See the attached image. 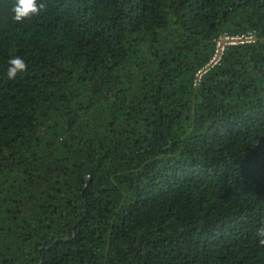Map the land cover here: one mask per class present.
Instances as JSON below:
<instances>
[{
	"label": "trees",
	"instance_id": "trees-1",
	"mask_svg": "<svg viewBox=\"0 0 264 264\" xmlns=\"http://www.w3.org/2000/svg\"><path fill=\"white\" fill-rule=\"evenodd\" d=\"M12 3L0 264H264V0H46L21 24Z\"/></svg>",
	"mask_w": 264,
	"mask_h": 264
},
{
	"label": "clouds",
	"instance_id": "clouds-1",
	"mask_svg": "<svg viewBox=\"0 0 264 264\" xmlns=\"http://www.w3.org/2000/svg\"><path fill=\"white\" fill-rule=\"evenodd\" d=\"M14 22L21 24L26 20L39 17L47 11L46 0H13L10 8ZM9 67L7 75L9 79H14L18 73L26 71L27 65L19 56L8 61ZM255 235L259 238V244L264 246V223L256 230Z\"/></svg>",
	"mask_w": 264,
	"mask_h": 264
},
{
	"label": "built area",
	"instance_id": "built-area-1",
	"mask_svg": "<svg viewBox=\"0 0 264 264\" xmlns=\"http://www.w3.org/2000/svg\"><path fill=\"white\" fill-rule=\"evenodd\" d=\"M256 41L254 32H246L240 34H219L213 40V50L207 62L198 68L194 73L192 85L198 87L203 77L212 69L219 66L222 62L225 52L232 47L252 45Z\"/></svg>",
	"mask_w": 264,
	"mask_h": 264
}]
</instances>
